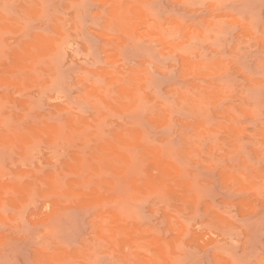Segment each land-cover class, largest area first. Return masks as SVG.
Listing matches in <instances>:
<instances>
[{"label": "rangeland", "instance_id": "obj_1", "mask_svg": "<svg viewBox=\"0 0 264 264\" xmlns=\"http://www.w3.org/2000/svg\"><path fill=\"white\" fill-rule=\"evenodd\" d=\"M0 264H264V0H0Z\"/></svg>", "mask_w": 264, "mask_h": 264}]
</instances>
